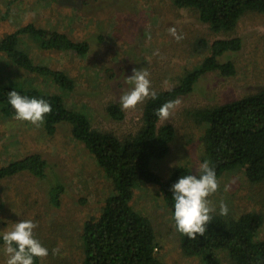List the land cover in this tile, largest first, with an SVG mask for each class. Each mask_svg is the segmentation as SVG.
Returning a JSON list of instances; mask_svg holds the SVG:
<instances>
[{"label": "rangeland", "instance_id": "rangeland-1", "mask_svg": "<svg viewBox=\"0 0 264 264\" xmlns=\"http://www.w3.org/2000/svg\"><path fill=\"white\" fill-rule=\"evenodd\" d=\"M0 15V39L33 23L88 45L87 54L77 55L45 51L26 38L20 44L34 63L62 71L74 81V90L62 94L66 107L85 111L92 127L120 138L136 133L143 122L145 102L127 110L119 104L122 91L128 87L125 77L133 68L146 67L152 88L166 91L208 55L200 39L208 46L215 40L241 39L239 52L220 59L232 62L234 76L208 72L191 93L177 99L180 103L167 120L159 119L158 127L169 124L175 130L168 154L149 162L150 169L163 180L180 165L194 174L199 169L204 127L194 122L193 112L264 87V14L257 12L244 13L235 28L217 33L200 22L194 10L178 9L171 0H0ZM171 27L183 34L182 40L173 38L168 31ZM50 81L26 74L0 57V83L61 94ZM111 104L122 109V120L109 118L107 107ZM35 153L46 162L43 177L23 171L0 180V230L31 218L38 224L36 237L49 249L40 264H58L60 259L64 264H81L82 223L100 214L112 184L84 145L73 139L68 124L58 125L55 133L48 135L43 124L36 126L0 113V167ZM218 182V191L209 197L216 212L223 200L228 214L250 210L264 213V187L248 183L243 170L223 174ZM59 185L63 193L56 208L50 200L55 201ZM131 203L150 221L159 242L156 257L161 263L201 264L199 259L181 253L178 233L158 186L138 185ZM260 238L264 239V229ZM53 248L59 252L53 254ZM4 255L0 247V260ZM219 258L222 264H229L223 251Z\"/></svg>", "mask_w": 264, "mask_h": 264}, {"label": "trees", "instance_id": "trees-1", "mask_svg": "<svg viewBox=\"0 0 264 264\" xmlns=\"http://www.w3.org/2000/svg\"><path fill=\"white\" fill-rule=\"evenodd\" d=\"M171 1L178 9L194 10L199 21L216 33L235 28L246 12L264 14V0ZM0 19L3 16L0 15ZM24 38L32 40L45 51H63L77 55L87 54L88 45L75 42L64 33L40 28L33 23L0 39L1 58L26 74L51 80L62 92L48 94L35 87L20 88L7 85V82L0 83V113L5 117L15 118L14 110L6 102V93L12 88L22 94L45 98L52 105V111L46 115L43 123L45 132L53 135L58 125L68 124L73 139L84 145L112 184V191L104 199L100 214L90 216L82 223L81 264H163L156 257L159 242L150 221L131 203L134 189L143 183L158 186L164 205L172 214V184L180 176L194 173L187 166L180 165L172 169L169 177L163 180L150 169V160L167 155L175 137L172 125L158 127L159 118L155 109L167 100L191 93L199 79L208 72L217 71L224 77L234 76L235 67L232 62H221L220 59L239 52L242 48L241 39L235 37L215 40L209 46L200 39L208 55L196 68L180 77L175 87L156 92L155 99H147L142 126L136 133L120 138L111 132L92 127L85 111L64 105L62 94L74 90V81L62 71L34 63L27 51L20 46ZM197 110L192 113L194 122L204 127L200 162L209 159L216 168L217 179L239 169L243 170L248 183L264 187V87L228 103ZM107 112L112 120L119 121L124 117L117 104L109 105ZM45 167L46 162L39 154H30L1 166L0 180L23 171L43 177ZM56 193V203L54 200H50V203L57 208L60 206L59 197L63 193L61 185L56 186ZM81 202L86 200L81 199ZM262 229L264 213L250 210L237 215L229 213L222 216L219 212L213 213L205 233L203 236L198 235L196 239L177 233L183 256L199 259L201 264H222L219 258L221 251L226 253L229 264H264V239L260 238ZM63 260L60 259L57 263L64 264ZM36 264H40V259Z\"/></svg>", "mask_w": 264, "mask_h": 264}, {"label": "clouds", "instance_id": "clouds-1", "mask_svg": "<svg viewBox=\"0 0 264 264\" xmlns=\"http://www.w3.org/2000/svg\"><path fill=\"white\" fill-rule=\"evenodd\" d=\"M177 41L183 39L175 27L168 29ZM150 38V36L148 37ZM128 85L119 97L122 109H134L147 99L156 98V91L152 88L150 73L146 67L133 68L132 74L125 77ZM7 104L14 110V117L20 121L30 122L39 126L44 123L46 115L52 111L51 103L43 97L29 96L12 88L6 93ZM180 103L177 99L167 100L155 109L157 117L167 120ZM220 185L217 179L216 168L209 159L199 164L196 174H184L171 186L172 193V221L175 230L186 235L189 239L203 236L207 225L216 212L209 197L216 193ZM228 205L219 202V215L228 214ZM38 224L31 218L13 222L11 229L0 230V247L4 252V259L0 264H36L38 259L49 255V249L44 246L35 235ZM59 248H53L57 254Z\"/></svg>", "mask_w": 264, "mask_h": 264}]
</instances>
